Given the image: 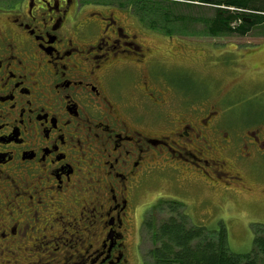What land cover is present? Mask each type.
<instances>
[{
    "label": "flooded vegetation",
    "instance_id": "1",
    "mask_svg": "<svg viewBox=\"0 0 264 264\" xmlns=\"http://www.w3.org/2000/svg\"><path fill=\"white\" fill-rule=\"evenodd\" d=\"M144 2L0 0L2 252L32 243L40 257L54 242L58 258L31 263L128 264L136 199L161 160L200 165L197 180L213 187L234 178L222 151L264 153L256 131L227 126L188 89L171 83L173 103L151 89L167 78L150 73L149 41L173 35L148 25ZM135 92L150 108L130 109Z\"/></svg>",
    "mask_w": 264,
    "mask_h": 264
},
{
    "label": "rangeland",
    "instance_id": "2",
    "mask_svg": "<svg viewBox=\"0 0 264 264\" xmlns=\"http://www.w3.org/2000/svg\"><path fill=\"white\" fill-rule=\"evenodd\" d=\"M195 1L190 4L163 1L172 7L175 18L172 23L176 31L171 36V42L164 37L149 41L156 48L154 58H157L151 64L150 73L158 78L165 74L167 78L166 84L152 82L151 89L156 94L170 95L172 103L175 90L171 83L178 90L188 89L197 105L219 112L222 122L229 127L256 131L264 144V25H259L246 37L238 34L208 35L205 20L212 17L213 9ZM127 96L130 109L138 108L141 112L150 108L149 104L141 106L136 101L139 98L141 102L137 92ZM221 157L227 162L226 167L234 178L223 173L215 179L216 182L212 180L213 187H206L201 180H197L199 177L193 171L200 172L202 167L189 164V160L180 158L179 162L172 163L173 168L180 170L178 172L171 167L166 168L168 161L156 162L162 170L146 180L136 199L138 208L131 223L128 264H144L145 255L153 248L152 238L144 224L152 217L155 225L163 222L167 215L161 211L153 212V208L158 202L168 200L182 202L190 222L195 226L209 231L225 227L232 253L247 254L254 249L255 229L264 228V153H254L248 162L224 151ZM65 228L69 230V235L75 231ZM69 235L66 237L69 238ZM33 245L29 243V249L16 252L0 250V264H35L31 262L43 256L49 258V255L58 258L54 255V242L48 246V253L40 252L45 248L38 251L40 257L31 256L32 251L29 250ZM71 246L70 243L65 250L72 252ZM45 258L39 264H50Z\"/></svg>",
    "mask_w": 264,
    "mask_h": 264
},
{
    "label": "trees",
    "instance_id": "3",
    "mask_svg": "<svg viewBox=\"0 0 264 264\" xmlns=\"http://www.w3.org/2000/svg\"><path fill=\"white\" fill-rule=\"evenodd\" d=\"M165 0H145L143 4L150 27L159 28L171 37L175 32L172 7ZM196 2L195 0H187ZM213 9L205 20L206 33L246 37L264 25V0H198ZM171 4V3H170ZM179 4V3H176ZM161 17V18H160ZM163 18V20H162ZM161 26V27H160ZM153 212H164L167 218L155 225L148 219L144 226L152 238L153 248L144 257V264H264V228L255 229L254 249L247 254H234L228 244L225 227L209 231L190 222L182 202H158Z\"/></svg>",
    "mask_w": 264,
    "mask_h": 264
}]
</instances>
